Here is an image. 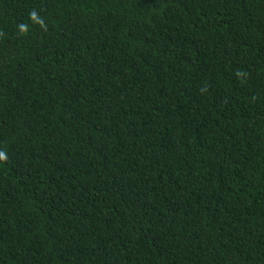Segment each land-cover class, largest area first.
<instances>
[{"label": "trees", "instance_id": "obj_1", "mask_svg": "<svg viewBox=\"0 0 264 264\" xmlns=\"http://www.w3.org/2000/svg\"><path fill=\"white\" fill-rule=\"evenodd\" d=\"M0 264H264V0H0Z\"/></svg>", "mask_w": 264, "mask_h": 264}]
</instances>
